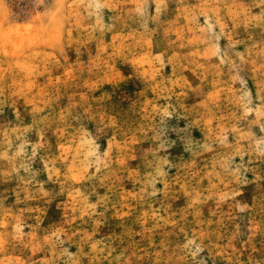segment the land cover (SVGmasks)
<instances>
[{
  "label": "rangeland",
  "instance_id": "374dc122",
  "mask_svg": "<svg viewBox=\"0 0 264 264\" xmlns=\"http://www.w3.org/2000/svg\"><path fill=\"white\" fill-rule=\"evenodd\" d=\"M0 264H264V0H0Z\"/></svg>",
  "mask_w": 264,
  "mask_h": 264
}]
</instances>
